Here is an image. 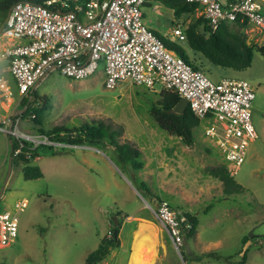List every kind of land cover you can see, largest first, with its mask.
<instances>
[{"label": "rangeland", "instance_id": "1", "mask_svg": "<svg viewBox=\"0 0 264 264\" xmlns=\"http://www.w3.org/2000/svg\"><path fill=\"white\" fill-rule=\"evenodd\" d=\"M257 1L264 7V0ZM142 10L150 31L164 44L180 46L190 64L211 80L240 78L254 88L251 122L257 138L232 176L243 192L225 195L221 182L207 172L219 164L228 169L234 166L203 135L206 121L201 120L193 130L195 144L189 148L160 129L149 115L159 92L126 81L107 89L101 66L81 79L53 69L34 88L48 101L41 125L26 118L20 122L21 129L38 133L36 128L106 123L119 144L125 142L139 151L141 166L131 173L115 162L107 146L86 149L88 143L67 152L39 147L38 159L31 162L43 173L38 179L25 180L22 165L12 164L0 194V211H17V236L10 245L0 247V264H83L116 225L120 226L119 246L109 250L102 264H128L144 236L157 240L155 264H264V56L254 50L250 66L241 71L212 65L171 33L174 25L189 17L176 18L158 2H149ZM244 33L249 44H264V37L253 26L247 25ZM10 43L0 31V55ZM0 78L14 91L11 100H0L1 122L18 97L7 60L1 56ZM9 154L7 137L0 131V189ZM84 157L89 160L85 165L79 162ZM140 182L151 195L136 189ZM22 199L27 200L26 206L16 209ZM162 201L178 215L188 212L199 219L195 235L182 232L179 251L156 215ZM242 248L248 249L244 263Z\"/></svg>", "mask_w": 264, "mask_h": 264}, {"label": "built area", "instance_id": "2", "mask_svg": "<svg viewBox=\"0 0 264 264\" xmlns=\"http://www.w3.org/2000/svg\"><path fill=\"white\" fill-rule=\"evenodd\" d=\"M146 1L86 0L82 4L78 0H46L41 4L18 1L11 6L2 27V36L11 43L2 49L0 56L7 60L18 97L0 122V131L7 140H12V157L29 158L40 145L53 151L81 147L26 132L20 127L26 118L16 112L22 108V98L31 93L48 71L56 69L66 77L81 79L101 66L107 89L126 81L154 92L174 90L185 98L192 113L200 121H206L203 135L234 166L228 169L229 173L236 174L257 138L251 122L254 88L240 78L222 77L213 81L168 49L143 21L142 7ZM185 1L201 8L211 31L221 21H238L253 26L264 37V7L257 0ZM171 33L178 40H186L181 24L174 25ZM13 94L10 85L0 78V100L6 103ZM32 118L33 113L27 119ZM26 204L27 200L22 199L15 208L22 209ZM16 212L0 211V247L10 245L17 236ZM156 215L179 251L182 231L190 229V224L165 201L160 202Z\"/></svg>", "mask_w": 264, "mask_h": 264}, {"label": "trees", "instance_id": "3", "mask_svg": "<svg viewBox=\"0 0 264 264\" xmlns=\"http://www.w3.org/2000/svg\"><path fill=\"white\" fill-rule=\"evenodd\" d=\"M18 1L41 4L46 0H0V27L11 6ZM85 1L86 0H78L81 4ZM149 2H158L169 7L176 18H180L183 15L187 18L189 17L181 22L186 36V44L190 49L201 54L212 65L241 71L250 66L254 50L259 51L264 56V44L256 46L247 42L246 34L244 33V28L247 26L246 23H239L238 21H221L217 28L211 31L208 20L201 13V8L197 4L188 3L185 0H147L143 6H146ZM197 12L198 15L195 16ZM232 25L238 28H233ZM165 46L173 50L190 64L180 46L169 44H165ZM190 65L193 69L201 70L192 64ZM13 83L15 85L14 80ZM29 97H32V101L29 100ZM179 100L180 97L174 90H162L159 92L158 99L151 104L149 115L160 129L171 136H176L186 146L192 148L195 144L193 130L200 124V120L192 113L188 105L181 113L174 112L173 108ZM20 106L22 108L24 106L26 107L20 114L22 118H28L33 113L34 118L31 120L41 125V117L48 107V101L44 96H40L35 89H33L27 97L22 98ZM36 132L46 135L52 140L64 141L76 145L88 143L93 146H107L114 152L115 162L126 170H128V165H131L133 170H137L141 166L138 160L139 151L125 142L119 144L116 133L112 130L110 125L106 123L99 122L96 126L84 124L78 128H66L64 126H54L48 130L36 128ZM41 146L46 147L44 145L36 147L32 150L29 158H24L23 155H19L17 158L12 157L13 165H15V163L22 165L21 172L25 180L38 179L43 175L39 166L31 164L32 160L38 156V148ZM13 148H15V142H13ZM68 150L69 149H63L61 151L67 152ZM26 151H28V149L25 147V152ZM207 172L221 182L222 191L225 195L243 192V187L234 180L225 165L219 164L215 167L208 168ZM135 187L145 195H151L143 182L138 183ZM182 215L190 224V229L183 230L182 232L186 235H195L199 221L198 217L188 212H184ZM119 229V225L113 226L109 232L100 239L98 248L87 255L83 264H102L109 250L119 246ZM246 238L249 239L247 236ZM247 252V248L241 249V263H244Z\"/></svg>", "mask_w": 264, "mask_h": 264}, {"label": "bare ground", "instance_id": "4", "mask_svg": "<svg viewBox=\"0 0 264 264\" xmlns=\"http://www.w3.org/2000/svg\"><path fill=\"white\" fill-rule=\"evenodd\" d=\"M154 244L150 238H141L131 253L128 264H153L155 260Z\"/></svg>", "mask_w": 264, "mask_h": 264}, {"label": "water", "instance_id": "5", "mask_svg": "<svg viewBox=\"0 0 264 264\" xmlns=\"http://www.w3.org/2000/svg\"><path fill=\"white\" fill-rule=\"evenodd\" d=\"M2 27L3 24L0 27V31H2ZM44 76H42L39 80H41ZM39 80L36 82L34 88L37 86V84L39 83ZM187 106V100L185 98H180L179 102L174 106L173 110L176 113H181ZM25 110V107L20 109L19 112L22 113ZM8 146H9V156H8V163H7V172H6V176L4 178L2 187L0 189V194L3 191L4 185L6 184L9 175L11 173V165H12V154H11V150H12V140L8 139ZM128 170L132 173L133 172V168L131 165H128ZM115 220V219H114ZM116 234V231H115ZM250 236H252V234H250Z\"/></svg>", "mask_w": 264, "mask_h": 264}, {"label": "crops", "instance_id": "6", "mask_svg": "<svg viewBox=\"0 0 264 264\" xmlns=\"http://www.w3.org/2000/svg\"><path fill=\"white\" fill-rule=\"evenodd\" d=\"M143 11V10H142ZM143 21H144V11H143ZM144 23H145V21H144ZM147 26V25H146ZM148 27V26H147ZM224 77V76H223ZM222 78V77H221ZM84 149V148H83ZM86 149H92L91 147H90V145H89V147H87ZM82 154H85L84 152H82ZM38 159V156L34 159V160H37ZM88 157H84L83 159H80L79 160V162H81V163H83L84 165L86 164V163H88ZM35 162V161H34ZM144 237H148V236H144ZM143 237V238H144ZM149 238V237H148ZM150 241L154 244V250H155V248L157 247V240H155V239H152V238H150ZM134 251V250H133ZM155 259H156V256H155ZM153 264H155V260H154V263Z\"/></svg>", "mask_w": 264, "mask_h": 264}]
</instances>
